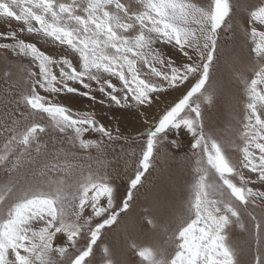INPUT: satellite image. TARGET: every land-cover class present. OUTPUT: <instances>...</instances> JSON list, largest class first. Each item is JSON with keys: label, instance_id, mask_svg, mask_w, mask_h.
Here are the masks:
<instances>
[{"label": "snow or ice", "instance_id": "obj_1", "mask_svg": "<svg viewBox=\"0 0 264 264\" xmlns=\"http://www.w3.org/2000/svg\"><path fill=\"white\" fill-rule=\"evenodd\" d=\"M234 12L230 0H0V20L7 24L0 31V40L6 41L0 42V49L37 69H23L26 91L9 83L12 72L3 73L8 86L0 123V169L9 179L0 188V264H93L103 230L131 209L134 191L169 131L190 135L197 156L189 218L178 222L168 238L172 252L134 241L130 247L143 264H242L226 229L235 225L249 231L250 221L256 247L252 264H264V191L249 187L264 185V0L249 12L246 23L251 27L241 26L251 40L255 63L251 76L236 74L247 97L241 143H233L240 153L238 162L206 133L202 111L203 104L214 102V92L206 85L220 58L221 32L234 28ZM26 37L61 51L49 54ZM161 46L176 49L180 62L165 55ZM189 81L186 92L158 118L148 117L146 107ZM63 93L142 113L146 130L140 133V157L119 205L114 204L115 189L106 170L89 169L70 182L75 167L68 160L70 153L42 142L52 129L70 147L87 151L99 152L105 141L121 139L119 129L114 135L94 112L60 103L57 97ZM9 104L15 105L12 112L7 111ZM90 133L99 138H86ZM42 152L38 167L21 171L35 164ZM245 169L255 180L245 177ZM57 172L65 176L54 178ZM69 200L78 202L69 205ZM147 223L155 227L152 219ZM60 236L67 243H57ZM103 251L105 264H115L110 249L105 246Z\"/></svg>", "mask_w": 264, "mask_h": 264}, {"label": "rangeland", "instance_id": "obj_2", "mask_svg": "<svg viewBox=\"0 0 264 264\" xmlns=\"http://www.w3.org/2000/svg\"><path fill=\"white\" fill-rule=\"evenodd\" d=\"M193 2L200 3L201 0H193ZM230 2L235 6V12L230 21L234 24V28L231 31L224 30L221 32L220 58L214 62L211 78L206 85L208 91L214 92V104L216 106L212 113L213 116L204 119V110L207 109L206 106L208 105L203 104L202 109L207 134L222 144L235 163L238 162L240 153L233 147V143L237 145L241 143L239 139L242 127L241 120L247 99L242 86L238 83L236 74L237 72H244L251 76L250 69L255 63L251 54V40L241 31V26L251 27L246 22L249 20V12L254 10V6L259 3V0H230ZM13 26H15V22H13ZM6 29V22L0 20V31ZM26 39L29 42H36L38 47L49 54L56 55L61 51L58 47L42 40L37 41L32 37H26ZM0 42L6 41L0 40ZM161 47L165 55L171 56L177 63L180 62L182 57L178 55L176 49H172L170 46ZM29 67H32L34 71L37 70L27 60L18 59L10 52L0 49V123H3L4 120V90L8 86L3 73L5 71L12 72V80L9 83L19 84L17 91H26V85L23 83L25 78L23 69ZM190 84L191 81L178 89H169L166 93L161 94L150 108L146 107L148 117L152 120L158 118L165 107L171 105L186 92ZM77 87L83 91L82 86L77 85ZM40 91L42 95H47L43 90ZM97 96L99 98L100 94L97 93ZM57 99L74 111L94 112L98 121L113 130L114 135H117L115 129H119L121 139L115 142L105 141L99 152L95 149L87 151L78 147H70L54 129L50 130L48 136L42 141L48 144L50 149L62 148L70 153L68 160L75 165L71 171V177H69L70 182L78 179L81 173L87 174L89 169L93 172L102 168L106 170L115 189L114 204L119 205L120 200L130 190V178L134 176L140 157L142 146L140 133L146 130L142 113L134 108H119L115 104L108 103L100 104L98 101H91L87 97L76 94L63 93ZM208 107L210 108V105ZM13 108L15 105L9 104L7 111L12 112ZM240 111H242L241 114ZM86 138L98 139L99 134H86ZM173 140L176 141L175 144L172 143ZM191 140V136L186 135L184 131H169L167 139L157 145L151 173L144 175L142 185L138 187V190H135V201H133L131 211L127 215H121L117 224L103 230L101 239L94 246L93 264H105L106 254L103 251L105 246L110 249L115 264H143L137 250L130 247L133 241L142 247H163L167 248L169 252L174 251V244L169 246L168 238L172 235L178 222L189 218L188 199L191 185L196 177L197 156L193 155L194 150L190 146ZM166 151H170V153L166 154ZM43 160L42 152L41 156L36 158L35 164L26 165L25 169H21V171L24 172L29 168L35 169ZM243 171L245 177L255 180V174L249 173L247 169ZM64 176L63 172L53 174L54 178ZM28 178L32 179L31 176ZM8 179L9 176L3 169H0V188ZM37 179L43 178L37 177ZM176 181L177 186L173 185V182ZM235 182L239 183L238 180ZM179 185L183 186L180 187ZM188 187L190 188L188 189ZM249 187L264 191V185H260L259 182L250 184ZM72 191L69 190L68 195L70 197ZM77 202L68 201L69 205ZM148 219L154 221L155 227L147 223ZM247 227L249 231H243L235 225L226 229L230 243L237 249H241V253L238 252L237 256L242 264H252L256 252L251 223L250 225L247 223ZM57 243H67V241L60 236Z\"/></svg>", "mask_w": 264, "mask_h": 264}, {"label": "crops", "instance_id": "obj_3", "mask_svg": "<svg viewBox=\"0 0 264 264\" xmlns=\"http://www.w3.org/2000/svg\"><path fill=\"white\" fill-rule=\"evenodd\" d=\"M223 86H226L225 84H223ZM226 91V90H225ZM209 106V105H208ZM208 106H206V108L208 109H205L204 111H205V115H204V119H205V117H211V116H213V110L215 109V106H216V104H214V102H213V104H211L210 105V108L208 107ZM240 110V109H239ZM202 111H203V109H202ZM208 111H210V112H208ZM208 112V113H207ZM242 113V111H240V114ZM205 123V122H204ZM205 131H206V133H207V129L205 128ZM167 153H170V151L168 152V151H166V154ZM259 212H260V210L259 209H255V212H254V214H257L258 215V218H259ZM249 225H250V221H248L247 222ZM253 230V229H252ZM240 248H238V252L239 253H241V249L239 250Z\"/></svg>", "mask_w": 264, "mask_h": 264}, {"label": "trees", "instance_id": "obj_4", "mask_svg": "<svg viewBox=\"0 0 264 264\" xmlns=\"http://www.w3.org/2000/svg\"><path fill=\"white\" fill-rule=\"evenodd\" d=\"M150 173H151V167L149 168V170H148L145 174H150ZM177 181H179V179H177ZM177 181H176V182H173V185H176V186H177V185H178V184H177ZM176 186H175V187H176ZM179 186H180V185H179ZM181 186H183V185H181ZM181 186H180V187H181ZM138 187H139V186H138ZM189 188H190V187H188V189H189ZM134 192H135V191H134ZM127 193H128V192H127ZM124 199H126V195H125V197H124L122 200H120V202L122 203V201H123ZM134 199H135V197H134ZM134 199H133V201H135ZM133 201L131 202V205L133 204ZM129 211H131V209H130ZM129 211H128V213H129ZM128 213H127V214H128ZM127 214H123V213H122L121 215H127Z\"/></svg>", "mask_w": 264, "mask_h": 264}]
</instances>
